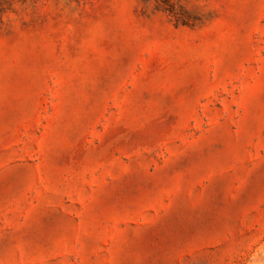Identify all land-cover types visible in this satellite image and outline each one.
I'll return each mask as SVG.
<instances>
[{
    "label": "rangeland",
    "instance_id": "374dc122",
    "mask_svg": "<svg viewBox=\"0 0 264 264\" xmlns=\"http://www.w3.org/2000/svg\"><path fill=\"white\" fill-rule=\"evenodd\" d=\"M0 264H264V0H0Z\"/></svg>",
    "mask_w": 264,
    "mask_h": 264
}]
</instances>
